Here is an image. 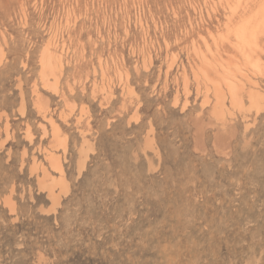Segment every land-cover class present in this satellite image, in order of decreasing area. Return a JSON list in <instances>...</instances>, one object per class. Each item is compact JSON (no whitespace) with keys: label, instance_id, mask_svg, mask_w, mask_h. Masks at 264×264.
I'll use <instances>...</instances> for the list:
<instances>
[{"label":"rangeland","instance_id":"obj_1","mask_svg":"<svg viewBox=\"0 0 264 264\" xmlns=\"http://www.w3.org/2000/svg\"><path fill=\"white\" fill-rule=\"evenodd\" d=\"M240 1L0 0V264H264V52L220 38Z\"/></svg>","mask_w":264,"mask_h":264},{"label":"bare ground","instance_id":"obj_2","mask_svg":"<svg viewBox=\"0 0 264 264\" xmlns=\"http://www.w3.org/2000/svg\"><path fill=\"white\" fill-rule=\"evenodd\" d=\"M239 1L240 0H238V3H239ZM250 2H251V4H250ZM250 2L248 3L249 4L250 13L246 12V15L241 17V19L239 21H235L236 23L231 22L232 21V20H230L231 17L230 18L228 17L229 21H228L227 24H225V27L227 29V31L224 32L225 35L222 37L219 34L218 36H220V38H223L222 43H224V42L227 43L228 42V44H230L233 47V51L237 52V56L238 55L240 56V58L243 60L244 64L250 66L251 69L254 68L255 70H259V69L262 68V65L260 63V60H261L259 58L260 55L258 57V52L259 53L264 52V26H263L264 25V19H263L264 0H252V1L250 0ZM246 7L248 8V6H246ZM237 8L238 7H236V9ZM245 10H248V9L245 8ZM244 14H245V12H244ZM234 17H235V15H234ZM226 32H227L228 36H226ZM222 35H223V33H222ZM211 37H213V35H211ZM217 51H219V50H217ZM45 52L47 54L45 55L44 58L42 57L43 58V73H44V76L47 75L48 71L49 72L50 71L54 72V71L58 70L59 67L61 68L62 67V63H63L62 62V58H61L62 55L59 56V54H56L57 51H55V52L53 51L52 52V50L51 51L48 50V52L47 51H45ZM210 52H212V51H210ZM215 53H212L211 55H213ZM203 57H201V58L204 59V61L202 60L204 62V65L202 63H201L202 65L200 64L202 66V68H200V70L203 72V74L207 75L206 77H208V76L211 77V75H210L211 72H213V74L215 73L214 75H216L217 73L221 74V77H220L221 78V82L220 81L217 82L215 87H214L215 99L218 102L217 105L220 106L219 103H220V101L222 100V97H223V93L220 92L221 86H223V84H225L227 86V89L230 92V94L232 96V99L235 102L238 103V100H239V97H240V96H238V93H239L238 91L239 90L240 91L243 90V88L240 89L239 86H240L241 83L240 84L237 83L233 78L237 76V73L239 74L240 72H242V67L240 66V64H237L236 62H234V60H233V63L231 61L230 63H232L234 65V66L233 65H231V66H233L235 68V70H232L233 67L231 68V66H227V65H230L229 62H228L229 64L226 62V64H227L226 65L222 61H220L219 58H217L218 60H216L215 59L216 57H214V55H213V57H214V59L216 61H211V60L207 59L209 57L206 58V55L205 56L203 55ZM231 57H233V56H231ZM232 59H234V58H232ZM232 59H230V60H232ZM216 62L221 67V69H222L221 71L222 72L216 70V68H215L216 65H217ZM263 70H264V68H263ZM55 73L57 74L58 72L56 71ZM52 74H54V73H52ZM52 76H55V75H52ZM210 79L212 81H214L213 79L217 80L216 78H212V77ZM207 80H209V78H207ZM236 80H238V79H236ZM247 95H248V93H247ZM249 98H250V100L252 101V103L254 105H259V106L261 105L262 99H263L260 95H258L254 91H250L249 92Z\"/></svg>","mask_w":264,"mask_h":264}]
</instances>
